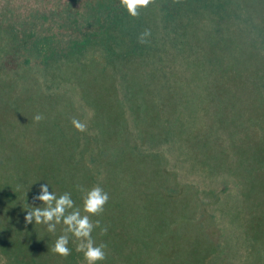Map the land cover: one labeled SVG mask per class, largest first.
<instances>
[{
    "label": "rangeland",
    "instance_id": "obj_1",
    "mask_svg": "<svg viewBox=\"0 0 264 264\" xmlns=\"http://www.w3.org/2000/svg\"><path fill=\"white\" fill-rule=\"evenodd\" d=\"M202 3L186 95L131 64L0 73V264H86L24 222L42 183L81 209L77 186L108 193L102 264H264V0Z\"/></svg>",
    "mask_w": 264,
    "mask_h": 264
},
{
    "label": "trees",
    "instance_id": "obj_2",
    "mask_svg": "<svg viewBox=\"0 0 264 264\" xmlns=\"http://www.w3.org/2000/svg\"><path fill=\"white\" fill-rule=\"evenodd\" d=\"M202 1L152 0L131 18L120 0H0V73L26 70L46 80L63 66L131 64L186 95L181 87L190 61L177 45L188 40ZM145 29L151 36L141 44Z\"/></svg>",
    "mask_w": 264,
    "mask_h": 264
},
{
    "label": "clouds",
    "instance_id": "obj_3",
    "mask_svg": "<svg viewBox=\"0 0 264 264\" xmlns=\"http://www.w3.org/2000/svg\"><path fill=\"white\" fill-rule=\"evenodd\" d=\"M152 0H120V7L123 8L127 15L135 18L139 15L140 10L146 8ZM151 36V30L145 29L138 36L141 44L147 43ZM41 114H36L33 120L38 122L42 119ZM72 126L79 132L86 130V124L78 119L73 118ZM49 184L42 183L39 185L38 194L33 196L36 205H28L31 210L26 209L24 222L26 224H43L46 225L48 232H55L56 226L62 224L63 234L59 235L51 249L52 252L61 257H67L71 254L72 249L69 247V233L78 241L76 251L83 254L86 264H102L106 258V245L96 244L93 240L92 233L95 228H100L101 233L106 232V228L100 226V221H93L90 217L101 213L104 206L109 200L108 193L99 185L84 190L77 186V190L82 192V209L76 206L71 193L64 192L57 195L54 191H49Z\"/></svg>",
    "mask_w": 264,
    "mask_h": 264
}]
</instances>
